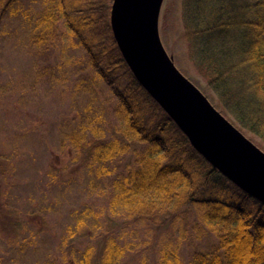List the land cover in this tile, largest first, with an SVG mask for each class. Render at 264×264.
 Segmentation results:
<instances>
[{
	"label": "trees",
	"instance_id": "trees-1",
	"mask_svg": "<svg viewBox=\"0 0 264 264\" xmlns=\"http://www.w3.org/2000/svg\"><path fill=\"white\" fill-rule=\"evenodd\" d=\"M37 1L44 8L36 41L60 38L63 22L116 99L127 136L108 138L96 127L92 139L75 141L88 168L107 182L111 211L180 246L190 229L198 231L208 244L186 254L188 264H264V204L215 169L138 81L112 33V0ZM13 2L0 0V19ZM184 35L221 113L264 147V0H184ZM12 217L0 200V224L10 233L19 227ZM95 242L76 264L122 263L127 245L113 235Z\"/></svg>",
	"mask_w": 264,
	"mask_h": 264
},
{
	"label": "rangeland",
	"instance_id": "rangeland-1",
	"mask_svg": "<svg viewBox=\"0 0 264 264\" xmlns=\"http://www.w3.org/2000/svg\"><path fill=\"white\" fill-rule=\"evenodd\" d=\"M43 8L37 0H14L0 19V200L19 223L14 233L0 224V264H76L106 235L128 246L121 264H178L176 257L188 264L186 254L205 248L208 240L190 229L180 246L167 233L161 238L112 212L107 182L78 154L75 141L92 139L96 127L108 138L127 131L109 86L96 76L87 53L74 46L63 22L60 38L36 41ZM160 36L178 70L221 112L190 57L184 0L164 1ZM243 133L264 151L259 139ZM82 220V231L71 236Z\"/></svg>",
	"mask_w": 264,
	"mask_h": 264
},
{
	"label": "water",
	"instance_id": "water-1",
	"mask_svg": "<svg viewBox=\"0 0 264 264\" xmlns=\"http://www.w3.org/2000/svg\"><path fill=\"white\" fill-rule=\"evenodd\" d=\"M165 0H113L112 33L142 86L218 171L264 204V151L176 67L160 36Z\"/></svg>",
	"mask_w": 264,
	"mask_h": 264
}]
</instances>
